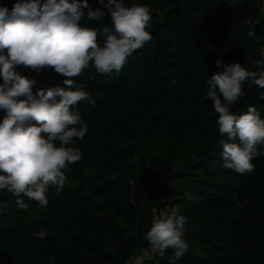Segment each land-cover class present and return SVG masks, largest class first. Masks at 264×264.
<instances>
[{
	"label": "trees",
	"instance_id": "trees-1",
	"mask_svg": "<svg viewBox=\"0 0 264 264\" xmlns=\"http://www.w3.org/2000/svg\"><path fill=\"white\" fill-rule=\"evenodd\" d=\"M15 2L0 0L9 9ZM125 2L150 7L152 38L119 73L90 65L74 77L96 100L78 105L89 129L77 139L82 158L64 170L61 191L49 184L44 208L24 197L30 207L22 210L15 195L0 190V264H49L50 257L55 264H125L143 250L151 257L144 264H264V155L253 159L251 173L224 166L226 134L206 95L209 76L220 70L217 58L264 67V0ZM105 12L81 23L111 25ZM16 67L36 80L34 92L67 87L54 68ZM243 89L232 110L253 104L264 118V88L245 81ZM167 203L186 218L189 248L180 258L171 248L153 252L146 239ZM41 229L48 233L43 240L34 235Z\"/></svg>",
	"mask_w": 264,
	"mask_h": 264
},
{
	"label": "clouds",
	"instance_id": "clouds-1",
	"mask_svg": "<svg viewBox=\"0 0 264 264\" xmlns=\"http://www.w3.org/2000/svg\"><path fill=\"white\" fill-rule=\"evenodd\" d=\"M101 4L104 7L93 9L89 0H16L9 9L0 3V109L6 113L0 119V190L15 195L22 210L30 207L24 197L46 207L49 184L61 191L67 182L64 170L82 158L77 139L89 129L78 105L96 100L74 77L90 65L98 73H119L134 50L152 38L147 4L129 5L125 0ZM105 9L111 13V25L81 23L86 17L102 19ZM215 63L220 70L209 76L206 95L218 114L219 132L226 134L221 141L224 166L240 174L254 172L253 159L264 155L258 147L264 145V118L253 104L239 113L232 105L244 95L245 81L264 88V67L225 63L221 58ZM21 64L37 71L54 68L65 77L67 87L34 92L36 80L17 70ZM185 219L178 208L159 210L146 232L151 250L163 254L171 248L176 258L182 257L189 248ZM34 235L43 240L48 233L41 229ZM145 258L137 254L125 264H144ZM49 264H55L54 257Z\"/></svg>",
	"mask_w": 264,
	"mask_h": 264
},
{
	"label": "water",
	"instance_id": "water-1",
	"mask_svg": "<svg viewBox=\"0 0 264 264\" xmlns=\"http://www.w3.org/2000/svg\"><path fill=\"white\" fill-rule=\"evenodd\" d=\"M257 8H258V4H257V2H256L255 5H254V7H253V11H254V15H255V17H257ZM180 9H181V7H178V8H176V9H174V11H179ZM161 26H162V22H161V21H158V22L156 23V26H155L153 32H157V30H158ZM259 28H260V22H257V31L259 30ZM2 111H3V109H0V113H1ZM134 197H135V200L138 199V191H137V189H135V191H134Z\"/></svg>",
	"mask_w": 264,
	"mask_h": 264
},
{
	"label": "rangeland",
	"instance_id": "rangeland-1",
	"mask_svg": "<svg viewBox=\"0 0 264 264\" xmlns=\"http://www.w3.org/2000/svg\"><path fill=\"white\" fill-rule=\"evenodd\" d=\"M138 254H144L146 256L145 260L148 259V257H150V254L146 251H140Z\"/></svg>",
	"mask_w": 264,
	"mask_h": 264
},
{
	"label": "built area",
	"instance_id": "built-area-1",
	"mask_svg": "<svg viewBox=\"0 0 264 264\" xmlns=\"http://www.w3.org/2000/svg\"><path fill=\"white\" fill-rule=\"evenodd\" d=\"M168 201H169V199H167ZM164 208H171V206H170V204H165L164 205V207L163 208H161V209H164ZM143 251H146V252H148L149 254H150V252L148 251V250H143Z\"/></svg>",
	"mask_w": 264,
	"mask_h": 264
}]
</instances>
